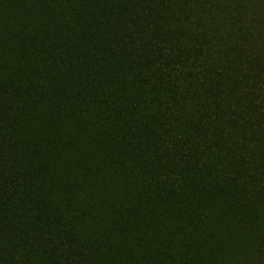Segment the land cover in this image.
Returning a JSON list of instances; mask_svg holds the SVG:
<instances>
[{"label":"trees","instance_id":"16d2710c","mask_svg":"<svg viewBox=\"0 0 264 264\" xmlns=\"http://www.w3.org/2000/svg\"><path fill=\"white\" fill-rule=\"evenodd\" d=\"M0 264H264V0H0Z\"/></svg>","mask_w":264,"mask_h":264}]
</instances>
